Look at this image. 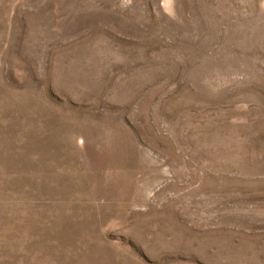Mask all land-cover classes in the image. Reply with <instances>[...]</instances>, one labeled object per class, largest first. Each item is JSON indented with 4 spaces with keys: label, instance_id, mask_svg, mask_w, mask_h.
Masks as SVG:
<instances>
[{
    "label": "rangeland",
    "instance_id": "374dc122",
    "mask_svg": "<svg viewBox=\"0 0 264 264\" xmlns=\"http://www.w3.org/2000/svg\"><path fill=\"white\" fill-rule=\"evenodd\" d=\"M0 264H264V0H0Z\"/></svg>",
    "mask_w": 264,
    "mask_h": 264
},
{
    "label": "bare ground",
    "instance_id": "6f19581e",
    "mask_svg": "<svg viewBox=\"0 0 264 264\" xmlns=\"http://www.w3.org/2000/svg\"><path fill=\"white\" fill-rule=\"evenodd\" d=\"M38 223V222H37ZM15 229V228H14Z\"/></svg>",
    "mask_w": 264,
    "mask_h": 264
}]
</instances>
